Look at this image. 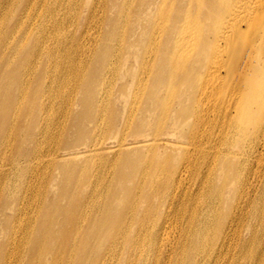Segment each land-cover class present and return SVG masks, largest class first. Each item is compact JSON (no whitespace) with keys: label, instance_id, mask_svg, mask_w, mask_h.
Masks as SVG:
<instances>
[{"label":"bare ground","instance_id":"6f19581e","mask_svg":"<svg viewBox=\"0 0 264 264\" xmlns=\"http://www.w3.org/2000/svg\"><path fill=\"white\" fill-rule=\"evenodd\" d=\"M0 264H264V0H0Z\"/></svg>","mask_w":264,"mask_h":264}]
</instances>
